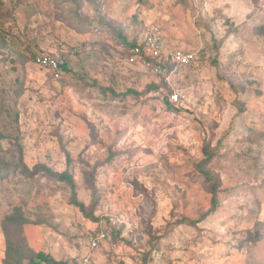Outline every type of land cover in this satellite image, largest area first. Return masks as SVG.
Instances as JSON below:
<instances>
[{
	"label": "rangeland",
	"instance_id": "obj_1",
	"mask_svg": "<svg viewBox=\"0 0 264 264\" xmlns=\"http://www.w3.org/2000/svg\"><path fill=\"white\" fill-rule=\"evenodd\" d=\"M150 27L197 52L169 83L125 61ZM58 42L54 80L33 58ZM38 252L264 264V0H0V264Z\"/></svg>",
	"mask_w": 264,
	"mask_h": 264
},
{
	"label": "built area",
	"instance_id": "obj_2",
	"mask_svg": "<svg viewBox=\"0 0 264 264\" xmlns=\"http://www.w3.org/2000/svg\"><path fill=\"white\" fill-rule=\"evenodd\" d=\"M77 53L75 47H68L64 43L58 42L53 48L37 53L33 58V63L46 70L51 78L60 80L66 76L65 68L68 67V59ZM197 52H185L181 50H165V43L159 31L155 27L148 28L141 44L129 49L126 63L130 65L141 64L151 74H160L163 71L161 64H168L172 67L164 74V81L170 82V75L178 67L192 65L196 61ZM168 101L175 105L181 100L176 92L167 96ZM105 235L98 234L91 242V248L97 247L98 242L103 240ZM87 259L85 260V262Z\"/></svg>",
	"mask_w": 264,
	"mask_h": 264
},
{
	"label": "trees",
	"instance_id": "obj_3",
	"mask_svg": "<svg viewBox=\"0 0 264 264\" xmlns=\"http://www.w3.org/2000/svg\"><path fill=\"white\" fill-rule=\"evenodd\" d=\"M136 45H132L130 46L131 48L134 47ZM198 58L196 57V60ZM162 65V68L164 70H166L167 72H169L172 67L169 66L168 64H161ZM191 66V65H190ZM186 67H189V66H186ZM178 68H183V67H178ZM65 73L66 75L69 74V69L68 68H65ZM172 92H169L168 94H171ZM167 99V98H166ZM166 102L168 104H171L168 99L166 100ZM172 105V104H171ZM204 151L207 152L206 149H204ZM208 154V153H207ZM208 156V155H207ZM207 160H205L204 162H202L201 164H199L197 166V171L205 178L206 181L208 182H214L213 183V186L211 187V194L213 195V199H212V204L214 206L215 202H214V196H215V192H216V185H217V180L216 178L212 177L209 172H207L205 169H204V165L206 163ZM47 173H50L52 176H54L57 180L59 181H66L70 184V186H73V181L70 177V174L67 172V171H64L63 173H60V174H52L51 172L47 171ZM76 206H78L81 209H83V205L82 204H79L77 203ZM29 264H69L67 262H63V261H56L54 260L53 258H51L49 255L43 253V252H38L36 253L34 256H32L29 261H28Z\"/></svg>",
	"mask_w": 264,
	"mask_h": 264
}]
</instances>
